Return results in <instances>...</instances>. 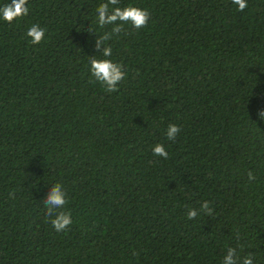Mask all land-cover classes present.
I'll use <instances>...</instances> for the list:
<instances>
[{
	"label": "trees",
	"instance_id": "1",
	"mask_svg": "<svg viewBox=\"0 0 264 264\" xmlns=\"http://www.w3.org/2000/svg\"><path fill=\"white\" fill-rule=\"evenodd\" d=\"M103 2L28 0L0 20V264H222L228 247L264 264V0H120L150 18L106 42L116 92L89 71L113 27L97 25ZM55 183L63 232L43 203ZM204 200L213 216L189 220Z\"/></svg>",
	"mask_w": 264,
	"mask_h": 264
},
{
	"label": "clouds",
	"instance_id": "2",
	"mask_svg": "<svg viewBox=\"0 0 264 264\" xmlns=\"http://www.w3.org/2000/svg\"><path fill=\"white\" fill-rule=\"evenodd\" d=\"M28 0H9L3 6H0V20L11 23L13 20L26 16L29 12L27 7ZM120 0H105L96 8V22L99 28L103 29L106 25H113L110 32L105 31L102 35L96 36L95 48L100 53V58L96 55L89 57V71L96 82L104 86L107 92H116L118 85L125 79L126 72L123 66L112 59V47L106 42L111 40L113 35L119 34L123 30L124 24H130L133 29L145 28L149 22L150 13L146 9L136 6L127 5L123 8L119 5ZM237 6L238 11H243L248 5L247 0H232ZM110 6H115L111 7ZM119 21V23H117ZM26 36L30 39V43L39 44L45 37V29L38 24H32L26 31ZM258 117L264 121V110L258 112ZM181 131L180 126L169 123L166 128V138L174 141ZM153 155L168 158V152L163 144L157 143L152 148ZM249 182L256 179L254 173L249 170L247 173ZM13 197V193H9ZM46 208L45 215L49 218V222L56 232L68 230L72 224L71 213L65 210L68 204L66 190L60 183H55L50 188L43 199ZM199 209L188 208L187 218L195 219L200 212L207 217H212L214 209L207 200L198 202ZM135 254V253H133ZM254 255L248 254L240 257L237 249L228 247L226 254L223 256L222 264H253Z\"/></svg>",
	"mask_w": 264,
	"mask_h": 264
}]
</instances>
